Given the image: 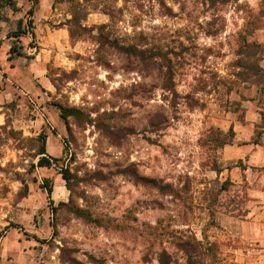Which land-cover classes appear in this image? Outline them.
I'll return each mask as SVG.
<instances>
[{"label": "rangeland", "instance_id": "rangeland-1", "mask_svg": "<svg viewBox=\"0 0 264 264\" xmlns=\"http://www.w3.org/2000/svg\"><path fill=\"white\" fill-rule=\"evenodd\" d=\"M39 1L24 41L46 70L3 109L0 264H264V0Z\"/></svg>", "mask_w": 264, "mask_h": 264}, {"label": "crops", "instance_id": "crops-1", "mask_svg": "<svg viewBox=\"0 0 264 264\" xmlns=\"http://www.w3.org/2000/svg\"><path fill=\"white\" fill-rule=\"evenodd\" d=\"M17 1V0H15ZM30 5L29 0H26V6ZM17 7L19 8L18 4ZM21 11V10H19ZM17 11V12H19ZM3 12V11H2ZM26 36L22 37L20 41L18 42L20 44V50L23 54L29 56L31 55V52H29L27 46L25 45L24 39ZM8 47V43H1L0 44V59L5 60L1 61V65H7L8 63H12L14 59L17 60H25V62H22L20 65H16L15 67L10 64L7 70L1 71L0 69V85L6 86V91L5 90H0V127L6 125L7 120L5 116V112H3L4 105L8 104L13 101L14 95L17 91H20L22 95L24 96H32V94L35 93V89L33 88V81L37 79V77L40 76V73L43 75V71L46 70V61L41 59V54L40 59L37 56H30L31 59L27 60L24 55H15L14 57L10 58V48ZM30 48L33 49V47ZM9 55V58H8ZM264 63V61H263ZM264 65V64H263ZM5 74V75H4ZM37 92V90H36ZM259 108L257 105H255V111L254 114L258 115V110ZM249 114L252 115L253 112L252 110L249 111ZM255 127V122L253 120H248L244 125L241 124L239 128L236 126L233 127L235 130V140L236 142H241L240 146H247L250 144L251 139L250 135L252 134V129ZM237 132V133H236ZM54 136L47 135V153H49V146L54 144ZM56 140V139H55ZM50 142V143H49ZM229 147V146H228ZM241 148V147H240ZM229 151L227 147L224 148V155H226ZM242 151V150H241ZM246 151V150H245ZM49 155V154H48ZM242 157V156H240ZM228 157L224 156V159Z\"/></svg>", "mask_w": 264, "mask_h": 264}, {"label": "trees", "instance_id": "trees-1", "mask_svg": "<svg viewBox=\"0 0 264 264\" xmlns=\"http://www.w3.org/2000/svg\"><path fill=\"white\" fill-rule=\"evenodd\" d=\"M29 2L31 3V7L28 9L27 11V16H28V20L24 21V19H19L17 22V30L11 32L8 37L9 38H14L15 39V43L11 46L10 48V57L15 56V55H24V57L29 60L31 59L30 56H27L25 54H23L20 50V46L17 44V42L20 41V39L24 36H28L31 35V37L34 39L35 36V26H34V15L36 12V5H39V0H29ZM5 8H10L12 11L17 12L19 11V8L17 7V3L15 0H0V21L4 20V14L2 12L3 9ZM73 20L70 22L71 24H73ZM69 23V24H70ZM69 34L71 38H74V30L70 27L69 25ZM0 32H1V27H0ZM31 47H35L31 44ZM258 71L261 74H264V70L262 68H259ZM5 75V74H4ZM61 109V118L65 119L70 113H73L75 110L74 109H66L63 107H60ZM8 127V123H6V125L0 127V130H4ZM12 133H14V131L12 130ZM219 133L221 134V143H220V148H224L227 145H233V138L235 137V133L233 131L232 128L229 129L228 132H226V134H222L223 132L219 131ZM39 142H40V146L38 148V152H37V156H40L37 162V166L39 167H52V161H57L56 158H52L51 156L48 155L47 153V136L44 134H41L38 138ZM253 143L257 144L258 141L255 140ZM231 168V167H229ZM217 173H221L222 170L221 169H217L216 170ZM62 177L64 180H66V186L69 187V178L67 176V171H64L61 173ZM146 180L148 183H152L153 185H157L156 181L154 180H148V179H144ZM229 184H232L231 181L228 179L226 180V189L229 186ZM45 188L48 189V195L51 196L52 194V187L50 186L49 182L46 180L45 181Z\"/></svg>", "mask_w": 264, "mask_h": 264}]
</instances>
